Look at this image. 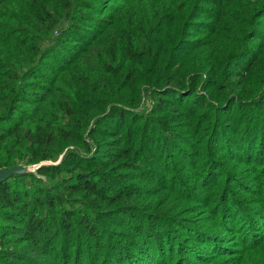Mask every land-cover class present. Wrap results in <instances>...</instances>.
Wrapping results in <instances>:
<instances>
[{
  "label": "trees",
  "instance_id": "obj_1",
  "mask_svg": "<svg viewBox=\"0 0 264 264\" xmlns=\"http://www.w3.org/2000/svg\"><path fill=\"white\" fill-rule=\"evenodd\" d=\"M37 164L0 264H264V0H0V169Z\"/></svg>",
  "mask_w": 264,
  "mask_h": 264
},
{
  "label": "water",
  "instance_id": "obj_2",
  "mask_svg": "<svg viewBox=\"0 0 264 264\" xmlns=\"http://www.w3.org/2000/svg\"><path fill=\"white\" fill-rule=\"evenodd\" d=\"M29 170L27 165H15L7 168L0 169V182L7 179L11 174L24 173Z\"/></svg>",
  "mask_w": 264,
  "mask_h": 264
},
{
  "label": "rangeland",
  "instance_id": "obj_3",
  "mask_svg": "<svg viewBox=\"0 0 264 264\" xmlns=\"http://www.w3.org/2000/svg\"><path fill=\"white\" fill-rule=\"evenodd\" d=\"M37 166H39V165L37 164V165L29 166V170L28 171H34Z\"/></svg>",
  "mask_w": 264,
  "mask_h": 264
}]
</instances>
